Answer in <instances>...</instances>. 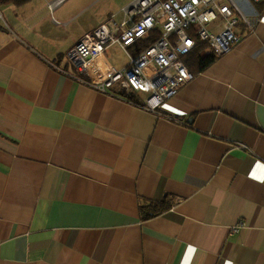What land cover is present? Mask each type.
<instances>
[{"label":"crops","instance_id":"0c3cea01","mask_svg":"<svg viewBox=\"0 0 264 264\" xmlns=\"http://www.w3.org/2000/svg\"><path fill=\"white\" fill-rule=\"evenodd\" d=\"M134 1L80 27L68 0H0V264H264V1L235 0L241 41L159 113L50 64L75 73Z\"/></svg>","mask_w":264,"mask_h":264},{"label":"built area","instance_id":"2783aa9c","mask_svg":"<svg viewBox=\"0 0 264 264\" xmlns=\"http://www.w3.org/2000/svg\"><path fill=\"white\" fill-rule=\"evenodd\" d=\"M124 13L120 24L110 19L68 52L75 73L50 64L103 92L129 95L147 91L140 105L155 113L195 79L185 58L199 45L221 57L241 41L237 27L251 26L235 0H136ZM115 46L127 56L121 67L107 57L108 49Z\"/></svg>","mask_w":264,"mask_h":264},{"label":"rangeland","instance_id":"374dc122","mask_svg":"<svg viewBox=\"0 0 264 264\" xmlns=\"http://www.w3.org/2000/svg\"><path fill=\"white\" fill-rule=\"evenodd\" d=\"M127 1L129 0H68V3L75 4L76 14H78L76 23L80 27H85L105 21L111 12L118 13ZM121 17L122 15H118L116 19ZM107 56L108 60L117 67L127 62L124 51L116 46L108 49ZM142 92L147 94V91Z\"/></svg>","mask_w":264,"mask_h":264},{"label":"trees","instance_id":"16d2710c","mask_svg":"<svg viewBox=\"0 0 264 264\" xmlns=\"http://www.w3.org/2000/svg\"><path fill=\"white\" fill-rule=\"evenodd\" d=\"M10 1L15 4H23L28 0H5ZM210 51L206 48L205 45H199L190 55L185 58V61L188 67L195 72L203 71L208 66H210L216 59ZM118 96L127 97L134 102H138V96L134 93L126 94L124 91H120ZM172 206V201L169 196H164L161 201H144L140 205V212L143 219H149L163 212L169 210Z\"/></svg>","mask_w":264,"mask_h":264}]
</instances>
